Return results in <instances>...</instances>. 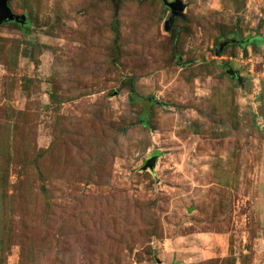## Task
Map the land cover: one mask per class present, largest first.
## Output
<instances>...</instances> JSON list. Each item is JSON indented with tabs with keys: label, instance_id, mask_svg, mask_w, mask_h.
<instances>
[{
	"label": "rangeland",
	"instance_id": "374dc122",
	"mask_svg": "<svg viewBox=\"0 0 264 264\" xmlns=\"http://www.w3.org/2000/svg\"><path fill=\"white\" fill-rule=\"evenodd\" d=\"M182 2L9 1L0 264H264V0Z\"/></svg>",
	"mask_w": 264,
	"mask_h": 264
},
{
	"label": "water",
	"instance_id": "95a60500",
	"mask_svg": "<svg viewBox=\"0 0 264 264\" xmlns=\"http://www.w3.org/2000/svg\"><path fill=\"white\" fill-rule=\"evenodd\" d=\"M8 1L9 0H0V24L9 21V22H17L20 25H23L25 22V16L14 14L11 11L10 7L8 6ZM160 2L162 6L166 8L169 12L168 17L164 22V29H168L169 23L172 22L174 18L182 16V11L185 5L183 4L182 0H160ZM234 42H237V40L234 38H226L224 40H221L217 44V48L215 49V54L218 55L222 51L224 46ZM226 73L231 77L239 78L237 76V73L231 69H227ZM156 158L157 156L154 155L153 153L145 161L146 166L150 169L153 168L155 166Z\"/></svg>",
	"mask_w": 264,
	"mask_h": 264
},
{
	"label": "trees",
	"instance_id": "16d2710c",
	"mask_svg": "<svg viewBox=\"0 0 264 264\" xmlns=\"http://www.w3.org/2000/svg\"><path fill=\"white\" fill-rule=\"evenodd\" d=\"M9 1H11V0H9ZM9 1H8V6H9ZM160 1V0H159ZM10 7V6H9ZM11 9V8H10ZM18 25H20L19 23H17ZM27 25L28 24V22H25L24 23V25ZM22 26V25H20L19 27L20 28H25V26ZM112 29H113V32H114V34H115V37H117V34H118V26H117V23H116V21H114L113 22V24H112ZM226 38H228V37H221L219 40H218V42H220L221 40H224V39H226ZM235 39V38H234ZM237 40V39H236ZM245 41H247V39H245V40H237V42H234V43H229L228 45H235V46H238V47H240V48H243V44H244V42ZM254 45H257V44H261V43H264V37H261V36H256L255 38H254ZM218 42H217V44H218ZM243 43V44H242ZM217 44H216V46H217ZM227 46V45H226ZM222 68H223V66H222ZM227 70V69H226ZM225 70V71H226ZM129 93H128V101H129V103H134V102H136V96H137V94H136V92L134 91V89L132 88V85H131V83L129 82ZM143 116H142V118H141V120H140V123L142 124V126H145L146 124H147V120H146V114H142Z\"/></svg>",
	"mask_w": 264,
	"mask_h": 264
},
{
	"label": "flooded vegetation",
	"instance_id": "af4514ba",
	"mask_svg": "<svg viewBox=\"0 0 264 264\" xmlns=\"http://www.w3.org/2000/svg\"><path fill=\"white\" fill-rule=\"evenodd\" d=\"M243 41V40H242Z\"/></svg>",
	"mask_w": 264,
	"mask_h": 264
}]
</instances>
